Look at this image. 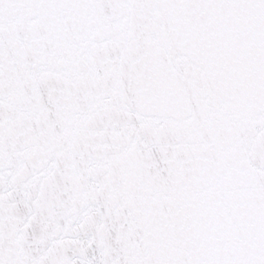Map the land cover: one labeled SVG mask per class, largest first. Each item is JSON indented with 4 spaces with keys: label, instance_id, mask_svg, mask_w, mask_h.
Segmentation results:
<instances>
[{
    "label": "snow or ice",
    "instance_id": "1",
    "mask_svg": "<svg viewBox=\"0 0 264 264\" xmlns=\"http://www.w3.org/2000/svg\"><path fill=\"white\" fill-rule=\"evenodd\" d=\"M0 264H264V0H0Z\"/></svg>",
    "mask_w": 264,
    "mask_h": 264
}]
</instances>
